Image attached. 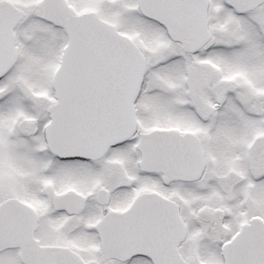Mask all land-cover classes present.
<instances>
[{"label":"snow or ice","instance_id":"1","mask_svg":"<svg viewBox=\"0 0 264 264\" xmlns=\"http://www.w3.org/2000/svg\"><path fill=\"white\" fill-rule=\"evenodd\" d=\"M0 264H264V0H0Z\"/></svg>","mask_w":264,"mask_h":264}]
</instances>
